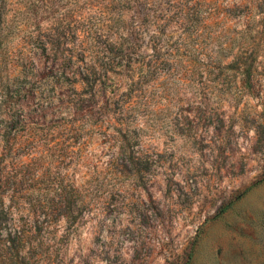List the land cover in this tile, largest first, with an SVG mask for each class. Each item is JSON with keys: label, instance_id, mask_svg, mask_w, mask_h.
<instances>
[{"label": "rangeland", "instance_id": "1", "mask_svg": "<svg viewBox=\"0 0 264 264\" xmlns=\"http://www.w3.org/2000/svg\"><path fill=\"white\" fill-rule=\"evenodd\" d=\"M152 2L165 25L161 48L180 45L189 60L215 66V88L181 89L164 73L144 78L124 113L94 109L110 123L85 129L78 163L61 166L44 135L62 118L58 100L81 85L56 63L54 46L74 62L84 50L89 64L99 29V54L117 60L123 29L137 19L120 0H0V89L18 100L30 92L23 110L46 111L31 146L21 129L0 143V264H264V0ZM137 33L134 80L159 35L153 25ZM112 70L110 92L126 93L124 74ZM64 172L78 195L71 216L57 209L29 240L27 191L52 198Z\"/></svg>", "mask_w": 264, "mask_h": 264}, {"label": "trees", "instance_id": "2", "mask_svg": "<svg viewBox=\"0 0 264 264\" xmlns=\"http://www.w3.org/2000/svg\"><path fill=\"white\" fill-rule=\"evenodd\" d=\"M120 1L124 4L123 8L129 9V12L132 13L135 20L137 19V22H134V26H132L133 28L130 29L129 33L123 29L124 34H122L121 42L119 43V55L116 56L118 61L111 60L104 54H99L100 52H98L96 47L103 44L99 29L91 33V42H93L94 46L90 48L91 53L93 51V58H90L91 62L89 61V64L84 63L86 54L84 50H79L83 58L80 59L81 55H76L77 61L74 62V56L70 55L69 50L60 44L54 46V52L57 53L56 63L64 71L66 69L67 71L75 70V72L70 73L72 76L74 75V78H79V85H81L80 92L74 91L73 95L75 97L67 96L66 99L58 100L59 105L56 111L62 115V118H60L59 124L54 129L47 128L48 134L44 135L46 142L53 143L54 141L59 165L61 166L63 164L65 166H75L78 163L80 154L76 152L75 148L78 146V139L85 129H100L103 123H110L111 120H108L106 115L97 120L93 114L94 109L98 108L97 110H101L103 108L104 114V110L110 112L111 107L118 106L121 112L124 113L130 101H126L127 98L129 99L132 93L140 91L138 87L144 84L142 81L144 78L164 73L173 76V79L181 89L195 87L200 90H207L211 87L215 88V66L189 60L182 52L183 48L180 45H169L166 50L161 48L162 40H160V35L163 34L162 31L165 30V25L157 5L155 6L152 0ZM152 25L159 35L152 34L150 46L152 55L149 56L148 61L139 62L141 67H144V72L137 76L138 80H134L133 60L130 58L135 54L133 52L135 43L132 39V33L138 34L137 32H143ZM105 43L109 42L105 41ZM76 62L84 63V65L73 69L72 65H75L74 63ZM123 62H126V65H122ZM142 62L146 63L143 64ZM113 67L119 68L120 73L122 72L127 79L129 86L126 93L118 95L110 92L113 86H108L106 83L111 80L110 75L118 74V72L112 70ZM67 74L69 72L64 75ZM27 94L29 96H25V99L18 100L17 96L15 98L8 97L3 89H0V143L8 142L10 138L12 139L16 136L13 135L12 131L17 130L19 132V129H21L29 135L27 142L31 146L36 135L43 131L40 118L46 113L45 108L23 110L22 103L28 102L29 98L32 97L31 95H34L30 92ZM99 97L102 99L101 103L103 106H98L97 104ZM97 121H99V124H94ZM120 133V130H117L112 136L117 138ZM4 146L6 147V144ZM5 147L2 150H5ZM1 157L2 152L0 153ZM66 176L65 172L57 176V180L50 189V192L53 193L52 198L47 196L40 199L38 198L39 196L34 198V194L27 191L24 214L25 227L22 231L29 240L36 239L46 232L49 225L59 215L57 209H63L61 213L65 218L71 216L70 210L66 208L77 200L78 195L74 197L76 191L71 178ZM27 248L36 252L38 246L29 243Z\"/></svg>", "mask_w": 264, "mask_h": 264}]
</instances>
